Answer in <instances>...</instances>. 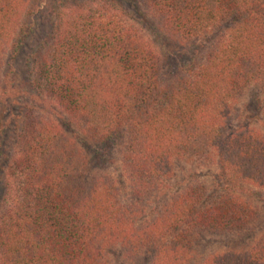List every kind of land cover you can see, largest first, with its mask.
<instances>
[{
  "label": "trees",
  "instance_id": "obj_1",
  "mask_svg": "<svg viewBox=\"0 0 264 264\" xmlns=\"http://www.w3.org/2000/svg\"><path fill=\"white\" fill-rule=\"evenodd\" d=\"M39 5L0 0V106L27 52L35 97L118 149L128 188L90 175L56 121L29 119L0 168V264H111L116 248L131 262L191 264L197 234L250 231L259 212L242 193L264 190V136L232 120L250 87L264 104V0H57L30 47ZM172 45L192 51L175 69ZM179 161L218 165L221 192L190 186L140 225ZM201 264H264V233Z\"/></svg>",
  "mask_w": 264,
  "mask_h": 264
},
{
  "label": "rangeland",
  "instance_id": "obj_2",
  "mask_svg": "<svg viewBox=\"0 0 264 264\" xmlns=\"http://www.w3.org/2000/svg\"><path fill=\"white\" fill-rule=\"evenodd\" d=\"M57 0H40L41 14L32 18L34 31L28 46L34 47L36 42L41 40L48 32L49 9ZM174 58L180 54L191 55V50L172 45L167 47ZM27 52L19 54L13 62L15 69L14 88L17 91L15 97L9 99L0 106V168L6 166L7 158L12 155L13 141L25 123L31 118L42 116L56 123L63 130L66 138L73 140L87 159L89 174L107 176L115 181L122 192L127 194V177L123 169L119 150L107 148L103 144L88 139L70 121L66 114L58 108L42 106L35 97L33 90L28 84V72L26 67ZM173 68L180 64L181 57L174 59ZM232 120L236 128H254L264 136V104L257 87L247 89L241 99ZM176 177L167 182L160 189L148 205L145 217L140 225L151 221L161 205L171 196L182 193L190 186H202L210 196L218 195L221 192L222 173L218 165L200 166L190 163L177 162L175 166ZM3 178V177H2ZM0 196L2 190L0 188ZM242 198L253 204L259 212V218L251 230L243 234L227 235L200 233L193 237L191 264H201L213 254L241 253L253 247L264 233V190L261 188H247L242 193ZM4 206V205H3ZM2 207V206H1ZM3 208H0V214ZM111 264H152V260L140 258L129 261L123 252L116 248L112 251Z\"/></svg>",
  "mask_w": 264,
  "mask_h": 264
}]
</instances>
